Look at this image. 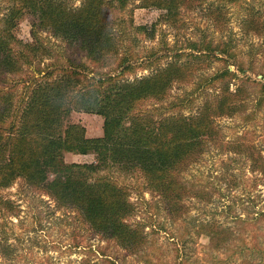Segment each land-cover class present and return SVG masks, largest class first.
<instances>
[{"label":"rangeland","instance_id":"rangeland-1","mask_svg":"<svg viewBox=\"0 0 264 264\" xmlns=\"http://www.w3.org/2000/svg\"><path fill=\"white\" fill-rule=\"evenodd\" d=\"M67 1L80 6L83 0ZM141 1L131 0L124 10L110 8L111 24L123 50L134 47L142 58L154 59L155 52H165L162 39L170 47L186 52H191L184 49L190 40L206 39L215 44L229 43L234 53L230 62L243 61L250 66L249 71L242 73L224 59L195 62L191 80L174 86L163 101H145L140 105L144 110H151L156 117L177 112L195 114L220 90V83H211V78L226 67L240 78L248 75L264 83V0H202L182 9L178 27L162 21V9L142 7ZM7 5L0 0L1 15L8 12ZM36 22L37 18L27 12L15 29L13 49L22 62V71L9 74V81L15 92L16 110L23 106L21 92L25 91L26 80L54 79L71 62H77L79 71L89 76L118 68L119 60L94 63L79 44L39 28ZM140 25L155 26V38L137 32L135 28ZM168 58L155 61L148 68H137L125 77L132 80L149 75L164 66ZM51 72L53 76L48 78ZM232 81L233 89L241 82ZM257 82L246 83L252 95H246L245 114L219 118V134L184 169V181L192 194L184 200L179 217L166 209L159 195L146 189L142 172L118 167L110 170L105 155L64 152L68 163L104 165L97 174L110 176L128 189L136 206L130 222L145 227L147 243L139 250L102 238L77 212L58 209L48 196L19 179L3 193L13 200V208L0 205V264H264V175L251 159L255 156L264 161V106L259 109L255 102L260 88ZM182 100H187L189 108L179 107L174 112L170 103ZM246 114H252L253 119H244ZM69 120L85 127L88 137L104 134V118L98 114L74 111ZM205 224L228 236L223 246L217 248L215 239L199 234Z\"/></svg>","mask_w":264,"mask_h":264},{"label":"trees","instance_id":"trees-1","mask_svg":"<svg viewBox=\"0 0 264 264\" xmlns=\"http://www.w3.org/2000/svg\"><path fill=\"white\" fill-rule=\"evenodd\" d=\"M4 1L9 5L3 15L0 6V205L13 208V200L3 193L22 179L30 188L48 196L58 209L77 212L102 238L139 250L147 243L145 227L130 222L136 206L128 189L110 176L97 174L104 165L68 163L64 152L105 155L110 170L118 167L142 172L146 189L159 195L166 209L179 217L184 200L192 194L184 181V169L219 134V118L245 114L246 95H252L246 83L257 81L248 75L240 78L226 67L211 78V83H220V90L195 114L177 112L156 117L140 105L147 100L167 99L174 86L192 79L195 62L224 59L242 73L249 71L250 66L243 61L230 62L234 53L229 43L215 44L206 39L190 40L184 49L191 52L170 47L162 39L165 52L162 55L155 52L154 59L142 58L134 47L123 50L111 24L110 8L124 10L131 0H83L80 6L67 0ZM201 1L142 0L141 6L162 9V21L178 27L182 9ZM27 12L37 18L39 28L79 44L94 63L117 59L118 68L89 76L79 71L77 62H71L54 79L26 80L25 91L21 92L23 106L16 110L9 74L22 71L13 45L17 40L15 29ZM220 15L221 12L218 18ZM155 28L140 25L135 30L155 38ZM127 35L129 38L130 34ZM183 56L188 58L183 60ZM165 57H169L165 65L149 75L132 80L125 77L126 73L148 68ZM234 79L241 82L233 89ZM257 83L260 88L255 102L260 109L264 106V83ZM183 100L171 102V109L189 108L187 100ZM74 111L102 116L103 136L88 137L85 127L69 120ZM244 119H253L252 114H246ZM251 159L264 175V161L255 156ZM200 233L215 239L217 248L228 239L222 230L210 224L202 225Z\"/></svg>","mask_w":264,"mask_h":264}]
</instances>
